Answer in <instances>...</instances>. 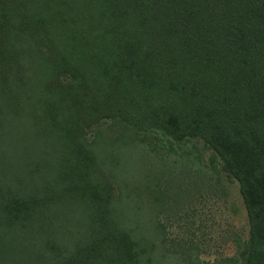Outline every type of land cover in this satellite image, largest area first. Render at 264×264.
<instances>
[{"label":"trees","instance_id":"1","mask_svg":"<svg viewBox=\"0 0 264 264\" xmlns=\"http://www.w3.org/2000/svg\"><path fill=\"white\" fill-rule=\"evenodd\" d=\"M155 134L238 183L241 264H264V0H0V264H162L113 195L119 149Z\"/></svg>","mask_w":264,"mask_h":264},{"label":"rangeland","instance_id":"2","mask_svg":"<svg viewBox=\"0 0 264 264\" xmlns=\"http://www.w3.org/2000/svg\"><path fill=\"white\" fill-rule=\"evenodd\" d=\"M112 123L105 119L95 127L104 140L116 133ZM95 131L89 130L87 139ZM155 135L160 139L157 146L150 139L147 144L134 141L138 147L135 149H119L124 173L113 182L115 197L122 193L142 200L147 221L146 249L158 246L155 252L150 249L148 256L157 260L162 257V264H241L240 253L248 240L249 225L238 183L222 170L221 163L215 166L218 172L207 167L211 151L203 149L200 142L174 143L168 148L167 138ZM116 153H112L113 159ZM156 185L164 196L152 195ZM137 186L140 189L136 191ZM156 197L161 203L149 207ZM113 217L119 220L115 211ZM120 218L123 226H135L134 217L130 223L132 217H127L125 211ZM139 253L142 264V252Z\"/></svg>","mask_w":264,"mask_h":264}]
</instances>
